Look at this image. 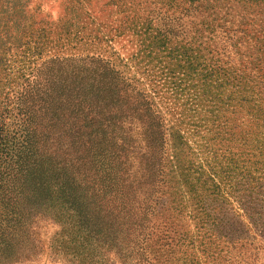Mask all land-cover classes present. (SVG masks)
<instances>
[{
  "label": "trees",
  "instance_id": "obj_1",
  "mask_svg": "<svg viewBox=\"0 0 264 264\" xmlns=\"http://www.w3.org/2000/svg\"><path fill=\"white\" fill-rule=\"evenodd\" d=\"M179 1L182 10L208 2ZM218 1L189 40L147 18L127 60L112 49L106 58L54 56L11 97L0 90V264L34 259L42 222L59 227L50 250L66 264H105L109 255L151 264L174 239H224L231 199L258 219L264 23H234ZM243 39L256 44L249 64L229 56L223 64L226 45L239 49ZM184 220L196 232L182 230Z\"/></svg>",
  "mask_w": 264,
  "mask_h": 264
},
{
  "label": "rangeland",
  "instance_id": "obj_2",
  "mask_svg": "<svg viewBox=\"0 0 264 264\" xmlns=\"http://www.w3.org/2000/svg\"><path fill=\"white\" fill-rule=\"evenodd\" d=\"M176 1L169 7L167 0H0V90L4 87V92H12L11 97L22 76L27 77L32 68L54 56L100 54L106 58L112 49L127 60L138 49L135 25L147 18L153 27L170 30L177 39H191L200 22L211 13L214 0L183 4V10L182 3ZM218 3L223 5L221 13L228 9L235 15L230 18L234 23L240 18L254 25L264 23V4L249 3L243 8L232 0ZM219 34V31L214 35L204 33L203 40ZM215 40L218 45L222 43L219 38ZM243 40L239 49L232 48L230 43L226 45L225 56L221 57L223 64L227 56L233 65L249 64L256 44L254 40ZM252 72L256 74L255 70ZM261 194V206L258 208L255 202L252 209L253 213L259 212L258 219L256 216L250 220L237 201L231 199L232 205L227 206L228 213L224 217L228 225L218 231L226 236L224 239H187L185 242L174 239L166 247L169 255H159L157 251L155 261L149 256L151 264H264V189ZM182 223V230L196 232L194 222L184 220ZM58 231L59 227L50 222L39 224L35 229L39 254L20 264H66L54 259L50 250ZM219 234L213 232V237ZM105 264L121 262L109 255Z\"/></svg>",
  "mask_w": 264,
  "mask_h": 264
}]
</instances>
